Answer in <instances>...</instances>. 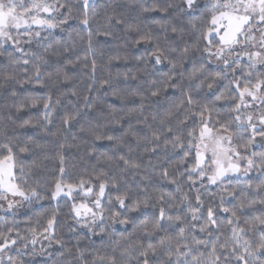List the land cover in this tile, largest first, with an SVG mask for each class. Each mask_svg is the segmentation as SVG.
<instances>
[{
    "label": "snow or ice",
    "instance_id": "snow-or-ice-1",
    "mask_svg": "<svg viewBox=\"0 0 264 264\" xmlns=\"http://www.w3.org/2000/svg\"><path fill=\"white\" fill-rule=\"evenodd\" d=\"M81 3L0 0V264H264V0ZM70 20L83 55L43 43Z\"/></svg>",
    "mask_w": 264,
    "mask_h": 264
},
{
    "label": "trees",
    "instance_id": "trees-1",
    "mask_svg": "<svg viewBox=\"0 0 264 264\" xmlns=\"http://www.w3.org/2000/svg\"><path fill=\"white\" fill-rule=\"evenodd\" d=\"M118 2L122 3L123 0H92V3L95 5V12L97 13V18L100 19L102 22V18H103L105 10L106 9L110 10L112 7H115L116 3ZM69 3L73 7L74 12L82 11L83 6L81 3V0H69ZM117 11H121V9H117ZM90 14H91V9H90ZM76 31H80L78 27V22L76 20H70L65 30L56 29L52 33L44 32L42 35L46 36L48 39L46 41H43V43L45 45L50 43L54 47H59L56 44L57 40L66 41L69 46H73V45L75 46L76 52H78L80 55H83L84 54L83 49L85 48L86 45L84 42L80 40V37L76 35ZM70 32H71V36H69ZM80 36H83L86 40V32L80 31ZM117 43H119V41L111 42L113 46ZM33 50H37V46L35 42L33 44ZM39 50L42 51L43 49H39ZM107 52L108 50H106V54ZM67 58L75 59V55L67 54ZM89 58L91 59V57ZM76 77H77V88L83 92V90L86 88L87 84L90 83V81L87 79V77L83 76L82 72H79V71H77ZM29 90H31V86H29ZM92 95H100V93L94 92L92 93ZM12 102L13 101L11 100L10 96L7 93L0 92V121H2L3 118L8 115V111L6 110L5 105H10ZM113 102L118 103L117 101H113ZM40 111L41 110L39 109H34L32 111V115L38 116L40 114ZM62 114H63L62 111H58L56 113L55 120H54V123L56 126H59L60 117ZM25 118H27V116H25ZM78 129H79V125H77L76 127L72 129V133H66L67 135H69L70 143H79V136L76 141L71 140V135L78 134ZM28 135L36 136L37 133L32 130H29ZM47 155L51 158L43 161L41 170L37 173V178H39L41 182L55 179L56 174L58 173L57 161L54 158L55 153L48 152ZM65 156H66V167L73 174L74 178L78 177L80 174H83L85 169H87L88 172H91L92 171L91 165L96 163V161L93 158L89 157L87 150L83 145H81L79 148L72 147V148L66 149ZM31 159L32 158L29 157L28 161L31 162ZM41 159H43L42 156H41ZM69 203L70 202L60 201L59 206H60L61 213H62V221L66 219V213L68 212ZM57 235L58 236L63 235L65 241L67 242L68 247H71L75 243V240L77 239L76 236H73L72 234L67 233L66 228L63 226V224L57 230ZM84 243H87V241H84ZM96 244L97 246H99V240L96 241ZM57 249H58V246H57ZM57 249L51 252L53 253L51 258L49 256L45 258H41L38 256L32 257L31 259L33 261V264H52V261L55 259V253L57 252Z\"/></svg>",
    "mask_w": 264,
    "mask_h": 264
},
{
    "label": "rangeland",
    "instance_id": "rangeland-1",
    "mask_svg": "<svg viewBox=\"0 0 264 264\" xmlns=\"http://www.w3.org/2000/svg\"><path fill=\"white\" fill-rule=\"evenodd\" d=\"M45 243H46V242H45ZM39 247H40V245L37 244V250H39ZM55 249H57V246H56V245H53L51 248L48 249V251H49V252H52V251H54ZM47 256H48V255L38 256V257L45 258V257H47ZM36 257H37V256H36Z\"/></svg>",
    "mask_w": 264,
    "mask_h": 264
}]
</instances>
